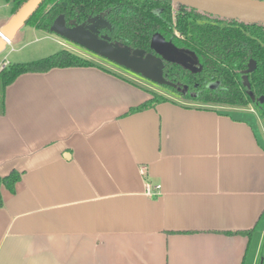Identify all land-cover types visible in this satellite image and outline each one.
Returning a JSON list of instances; mask_svg holds the SVG:
<instances>
[{
	"label": "crops",
	"instance_id": "1",
	"mask_svg": "<svg viewBox=\"0 0 264 264\" xmlns=\"http://www.w3.org/2000/svg\"><path fill=\"white\" fill-rule=\"evenodd\" d=\"M0 9L2 28L12 14ZM151 89L99 62L0 85V178L20 176L12 192L0 185V264L259 263L264 141L246 115L255 114L157 90L173 101L130 113Z\"/></svg>",
	"mask_w": 264,
	"mask_h": 264
},
{
	"label": "trees",
	"instance_id": "2",
	"mask_svg": "<svg viewBox=\"0 0 264 264\" xmlns=\"http://www.w3.org/2000/svg\"><path fill=\"white\" fill-rule=\"evenodd\" d=\"M27 1L5 0L11 6L12 15ZM60 15H63L66 26L80 24L92 16H102L111 26L110 37L114 41L151 54H155L150 48L151 41L154 36H160L175 47L192 53L201 66L199 72L186 73L187 70L178 64L163 62L164 72L168 74L163 75V79L174 85L163 84L170 93L169 97L202 106L256 107L259 116L264 118V102L259 103V99L264 98V24L221 19L169 0H43L24 25L48 34L51 33L52 23ZM250 60L257 65L254 72L248 75L255 102L251 101L241 80ZM93 65L66 49L37 61L7 64L0 71L1 91L4 92L7 86L26 73ZM171 71L175 74L170 75ZM211 83H215L216 87H212ZM165 101L173 100L152 92L149 101L129 112ZM19 178L18 173L12 172L0 178V185L12 192ZM236 233L250 236L248 231ZM261 258V264H264V245Z\"/></svg>",
	"mask_w": 264,
	"mask_h": 264
},
{
	"label": "water",
	"instance_id": "3",
	"mask_svg": "<svg viewBox=\"0 0 264 264\" xmlns=\"http://www.w3.org/2000/svg\"><path fill=\"white\" fill-rule=\"evenodd\" d=\"M43 0H28L7 22L5 26L0 28V53L5 49L7 44L11 42L15 34L24 26L28 17L35 11ZM173 4H179L201 13L218 17L226 20H233L246 23L264 24V1L263 0H169ZM97 20V21H96ZM109 28L108 23L102 18L95 17L88 19L81 25L73 24L72 27L66 26L63 15L58 16L52 26L50 32L81 47L83 50L94 54L104 60H107L133 74L141 75L150 79L147 73L146 58L143 57V50H133L119 43H110L107 36L99 37V30ZM150 48L155 52L160 60V70H162V61L178 64L183 68L196 73L201 70V66L196 57L184 50L177 49L170 42H166L160 36H154ZM153 56V55H152ZM157 58V57H156ZM256 69V63L250 60L247 69L243 72V86L247 89V94L252 102L256 99L250 92L248 75ZM198 71V72H199ZM149 72V71H148ZM162 75V71H161ZM163 80V77L161 78ZM168 84V83H164ZM170 86H174L168 84ZM264 98L259 99L262 104ZM264 127V118H262ZM262 258L260 259V264Z\"/></svg>",
	"mask_w": 264,
	"mask_h": 264
},
{
	"label": "rangeland",
	"instance_id": "4",
	"mask_svg": "<svg viewBox=\"0 0 264 264\" xmlns=\"http://www.w3.org/2000/svg\"><path fill=\"white\" fill-rule=\"evenodd\" d=\"M5 2V0H0V5ZM4 10L0 9V17H2ZM31 26L24 25L22 28L19 30V33L17 35V40L13 41L10 45H7L5 51H3L0 54V65H2L3 59L7 60L8 63L10 64H15L17 62H32L39 60L41 58L48 57L54 53H57L59 51H62L65 47L64 44L70 46L74 50L81 52L83 55H79L77 53H74L76 55H79L86 60H91L93 63H101L103 64V67L106 69H115L121 72H125L126 74L134 77L135 79L148 84L151 86V92H155L154 90H157L160 93H164L167 96H170V93H168V89L165 88L163 85L165 83V80H161L163 75H161V70H160V60L158 59L159 57L154 55L151 57L146 58L147 62V73L150 74L151 78L147 79L142 76L136 75L131 73L130 71H127L107 60H104L94 54H91L85 50H83L81 47L53 34V33H42V32H36L34 33L32 30H30ZM96 61V62H95ZM163 64V61H162ZM102 66V65H101ZM149 71V72H148ZM156 91V92H157ZM157 92V93H158ZM168 96V97H169ZM178 98V97H176ZM182 100V99H180ZM183 101V100H182ZM185 103H190L189 101H184ZM250 109V108H249ZM254 110L253 114H257L256 107L252 108ZM248 115L251 119L252 125L255 127L258 136L261 138V141H264V133L262 129L259 127V124L257 122V117L254 115L252 118L251 114H246ZM261 124H262V119ZM256 241V240H255ZM264 245V242L262 243L261 246V251L262 247Z\"/></svg>",
	"mask_w": 264,
	"mask_h": 264
},
{
	"label": "flooded vegetation",
	"instance_id": "5",
	"mask_svg": "<svg viewBox=\"0 0 264 264\" xmlns=\"http://www.w3.org/2000/svg\"><path fill=\"white\" fill-rule=\"evenodd\" d=\"M95 17H100V18H102L103 20H105L102 16H92V17H90V18H88V19H93V18H95ZM88 19H86L85 20V22H87V20ZM97 21V20H96ZM85 22H82V23H85ZM107 22V21H106ZM82 23H80V24H77V25H81ZM108 23V22H107ZM73 24H75V23H71L70 24V26H68V27H72V25ZM108 25H109V28H103V29H100L99 30V34H98V36L99 37H101V36H107L110 40H109V42L110 43H113V44H115V43H119V42H117V41H114L111 37H110V32H111V26H110V24L108 23ZM120 44V43H119ZM177 48V47H176ZM177 49H180V48H177ZM180 50H182V49H180ZM131 51H133V49H131ZM144 52H145V54H144V58L147 56V55H155L156 57H157V55L156 54H151V53H147L145 50H143ZM185 51V50H184ZM163 62H165V61H163ZM249 63V62H248ZM247 63V64H248ZM163 66H165V65H163ZM256 67H257V65H256ZM174 68V67H173ZM185 70H187V71H185L186 73H193V72H191V70L190 71H188L189 69H186V68H184ZM246 69H247V67H246ZM166 69L164 68V67H162V75H164V77L166 76V75H168V74H166L164 71H165ZM183 72H184V70L183 69H181ZM199 71V69L197 70V72ZM170 75H172V74H175L174 72H170L169 73ZM244 74V73H243ZM139 76H141V75H139ZM241 80H242V78H241ZM242 83H243V81H242ZM211 86L212 87H216V84L215 83H211ZM247 91V90H246ZM250 108H253V107H250ZM258 112V111H257Z\"/></svg>",
	"mask_w": 264,
	"mask_h": 264
},
{
	"label": "built area",
	"instance_id": "6",
	"mask_svg": "<svg viewBox=\"0 0 264 264\" xmlns=\"http://www.w3.org/2000/svg\"><path fill=\"white\" fill-rule=\"evenodd\" d=\"M65 48H67V50H69L70 52H72V53H77V54H79V55H82L81 54V52H78V51H76V50H74L73 48H71L70 46H68V45H65L64 46ZM83 56V55H82ZM7 66V64H2V65H0V71L4 68V67H6ZM114 71H116L115 69H113ZM123 74V73H122ZM250 111L251 112H253L254 113V110L252 109V108H250ZM139 171H140V173H141V175L143 176V177H146V170H145V167L144 166H140L139 167ZM158 186H156V187H153L151 184H149V183H146V193H147V195L148 196H155L156 194H155V192H154V189H156V190H158Z\"/></svg>",
	"mask_w": 264,
	"mask_h": 264
}]
</instances>
